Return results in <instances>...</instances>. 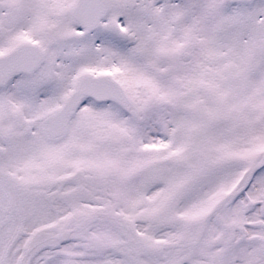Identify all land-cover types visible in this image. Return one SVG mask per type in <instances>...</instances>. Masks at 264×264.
Here are the masks:
<instances>
[{"label": "snow or ice", "instance_id": "6c2138e0", "mask_svg": "<svg viewBox=\"0 0 264 264\" xmlns=\"http://www.w3.org/2000/svg\"><path fill=\"white\" fill-rule=\"evenodd\" d=\"M0 264H264V0H0Z\"/></svg>", "mask_w": 264, "mask_h": 264}]
</instances>
